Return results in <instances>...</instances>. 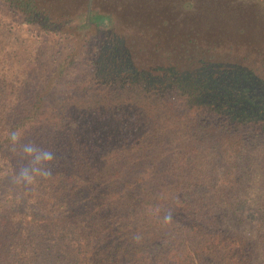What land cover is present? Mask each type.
<instances>
[{
  "label": "trees",
  "instance_id": "obj_1",
  "mask_svg": "<svg viewBox=\"0 0 264 264\" xmlns=\"http://www.w3.org/2000/svg\"><path fill=\"white\" fill-rule=\"evenodd\" d=\"M13 128L49 178L13 183ZM242 151L263 168L264 0H0V264H264L220 226Z\"/></svg>",
  "mask_w": 264,
  "mask_h": 264
},
{
  "label": "rangeland",
  "instance_id": "obj_2",
  "mask_svg": "<svg viewBox=\"0 0 264 264\" xmlns=\"http://www.w3.org/2000/svg\"><path fill=\"white\" fill-rule=\"evenodd\" d=\"M27 31L24 30L21 34L37 40L36 48H40V51L44 53L45 61H51V56L57 58L64 54L63 42H49L47 38L38 37L37 31ZM21 38L23 39L22 36ZM19 43L20 45L16 43L19 50L26 45L31 46L28 43L24 45L22 42ZM37 53L38 51L31 53L29 48V56H26L28 62L31 60L36 62L34 54ZM40 58L44 61V58ZM256 157L257 154L253 152L240 153L231 170L234 184L228 196L230 204L219 209L220 226L223 229L247 236L252 240L264 234V166L262 168L255 163Z\"/></svg>",
  "mask_w": 264,
  "mask_h": 264
},
{
  "label": "clouds",
  "instance_id": "obj_3",
  "mask_svg": "<svg viewBox=\"0 0 264 264\" xmlns=\"http://www.w3.org/2000/svg\"><path fill=\"white\" fill-rule=\"evenodd\" d=\"M7 141L9 150L18 155L23 161V166L14 169L11 179L14 184L21 185L25 188L35 185L38 180H46L52 173L48 167L55 159L53 152L41 148L38 144L25 140L22 129H9L7 131ZM164 222L171 221V214L164 216ZM139 239V237H136Z\"/></svg>",
  "mask_w": 264,
  "mask_h": 264
}]
</instances>
